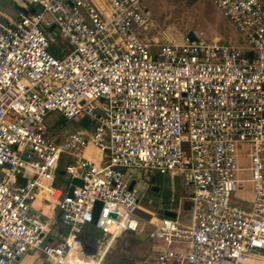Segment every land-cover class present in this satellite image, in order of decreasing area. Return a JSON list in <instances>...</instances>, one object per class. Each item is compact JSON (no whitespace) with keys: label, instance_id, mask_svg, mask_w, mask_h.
I'll list each match as a JSON object with an SVG mask.
<instances>
[{"label":"built area","instance_id":"built-area-1","mask_svg":"<svg viewBox=\"0 0 264 264\" xmlns=\"http://www.w3.org/2000/svg\"><path fill=\"white\" fill-rule=\"evenodd\" d=\"M24 1L35 11L0 7V264L36 250L68 264L93 245L103 264L142 228L128 169L193 188L191 222L162 218L147 263L264 264V0H213L243 46L147 39L146 0ZM49 112L90 123L56 141Z\"/></svg>","mask_w":264,"mask_h":264},{"label":"rangeland","instance_id":"rangeland-1","mask_svg":"<svg viewBox=\"0 0 264 264\" xmlns=\"http://www.w3.org/2000/svg\"><path fill=\"white\" fill-rule=\"evenodd\" d=\"M145 3L150 11V22L145 30V37L153 39L155 42L163 43L170 38L183 41L191 31H194L198 35L203 34V36L210 38L228 40L235 45L247 44L246 37L234 31L229 21L223 15H220L213 0H146ZM0 7L5 14L13 17L19 13L12 0H0ZM35 7L38 9V6ZM47 17L51 21L54 20L50 14ZM55 33H57V30H55ZM57 38L58 41L54 43V48L66 45L65 40H60L58 36ZM47 123L50 127L51 137L58 141L67 139L72 132L77 131L79 128V122L66 121L58 112H49ZM68 162H73V159L67 158L65 155L61 168H65ZM153 177L156 179L152 181ZM62 179L67 180L68 178L63 176ZM162 179H164V182L160 186L157 183H160ZM143 182L150 184V186L161 187V189L160 191H152ZM134 191L139 198V207L155 211L158 205L177 209L180 202H188L191 199L190 194L193 188L191 185L185 184L180 177L171 180L169 176H161L156 172L145 171L138 174ZM159 211L162 212V208H159ZM140 215L138 218L142 223L141 230L136 233H125L117 238L107 252L103 264H118L121 262L123 264H139L141 262L149 250L150 244L156 240L150 238L153 226L147 219L142 217L144 214ZM156 218H159V216L156 215ZM85 252L90 256L84 254L82 255L84 258L89 257L94 261V264H99L91 257L93 251ZM29 254L37 256V258H34L33 263L38 260L48 261V257L38 250Z\"/></svg>","mask_w":264,"mask_h":264},{"label":"crops","instance_id":"crops-1","mask_svg":"<svg viewBox=\"0 0 264 264\" xmlns=\"http://www.w3.org/2000/svg\"><path fill=\"white\" fill-rule=\"evenodd\" d=\"M218 12H220V11L218 10ZM220 15H223V14L220 12ZM230 25H231V23H230ZM232 28L234 29V31L237 32V30L233 26H232ZM196 35L200 36V37L207 38V39L219 40V38H210V37L203 36V34H200V35L196 34ZM147 39H150V38H147ZM170 39H173V38H170ZM241 46H243V45H241ZM80 125H81V123L79 122V128H80ZM64 140H66V139H64ZM56 141H58V140H56ZM59 141H63V140H59ZM85 156L87 158H90L91 160H93L95 162H100L101 158H102L101 152L94 146H90L85 151ZM126 172H127L129 180L131 182L132 181H136V183H137L138 174L140 172H145V171H141V170H137V169H128ZM157 174L161 175V176H169L171 178V180H174L176 177H178V176H173V175H162V174H159V173H157ZM63 176L64 175L62 174L61 180H62V182H66V180L62 179ZM155 177H153L154 180L156 179ZM67 178H68V176H67ZM163 182H164V179H162L160 181V183H157V184L161 186V184ZM144 184L146 185L147 188L149 187L152 190V186H150V184H148V183L147 184L144 183ZM144 184H142V185H144ZM154 187L158 188V189H154L152 191H160V189H161V187H156V186H154ZM174 188H175V186H174ZM191 194H192V192H191ZM191 194H190V196H191ZM46 195L47 194L40 193L39 197L37 198V200L34 203V207L36 209L41 210L44 214H46V216L50 217L53 220L54 218H58V215H59L58 214V210L55 209V202H54V200L52 198H51V200H52L51 204H45V202H43V198ZM47 197H49V195H47ZM192 206H193V204H192V201L190 199L188 202H184V201L180 202L178 204V206H177V209H172L170 207H166V206L164 207L163 205L162 206L158 205V207L155 209L156 212L155 211L145 210L142 207H139V213L140 214H144V215H142V217L147 219L148 222L153 226V229H154L155 225H158L161 222L162 218L169 217V216H166L164 214V212L167 211V210L172 211V212H174L176 214L175 217H170V218H173V219H175V220H177V221H179L181 223H184V224H189L191 222V220H192ZM159 208H162L163 211L162 212L159 211ZM156 215H158L159 218H156ZM155 244H157V241H155L154 243L150 244L149 250L147 251L145 256L142 258V260H141V262L139 264H149V263H147V260H148L150 254H151L152 249H154V245ZM34 258H37V256H35L34 254H27L21 259L19 264H49L48 261L45 262V261H42V260H38L37 262L33 263ZM68 264H94V261L91 258H89V257L88 258H84L82 256L81 251L80 250H76V251L71 253Z\"/></svg>","mask_w":264,"mask_h":264},{"label":"water","instance_id":"water-1","mask_svg":"<svg viewBox=\"0 0 264 264\" xmlns=\"http://www.w3.org/2000/svg\"><path fill=\"white\" fill-rule=\"evenodd\" d=\"M12 2L15 4V6L24 11V12H28L29 10H31V12H34L35 10L34 9H31V7L24 1V0H12ZM54 26L51 27V30H53ZM187 38L191 41V42H194V41H198V36L196 35V33L194 31H191L188 35H187ZM250 55H252V52L249 53ZM81 125L83 126H88V124L90 123V120L88 118H85L83 120H81ZM61 174L65 175V171H61ZM154 180V178L152 179ZM75 185H83V182L79 179H74L73 182H72V185L70 186L69 188V195H72L74 189H75ZM136 185V181H132L131 182V190L134 189ZM154 189H158V188H155L154 186H152V190ZM101 205L102 203L101 202H97L96 205H95V209H94V222L97 221V218H98V215H99V211H100V208H101ZM164 214L166 216H169V217H175L176 214L172 211H165ZM88 253L90 251H93L95 252L96 251V247H91V246H88L86 249H85Z\"/></svg>","mask_w":264,"mask_h":264},{"label":"trees","instance_id":"trees-1","mask_svg":"<svg viewBox=\"0 0 264 264\" xmlns=\"http://www.w3.org/2000/svg\"><path fill=\"white\" fill-rule=\"evenodd\" d=\"M118 264H123V262H121V263H118ZM126 264H128V263H126Z\"/></svg>","mask_w":264,"mask_h":264}]
</instances>
